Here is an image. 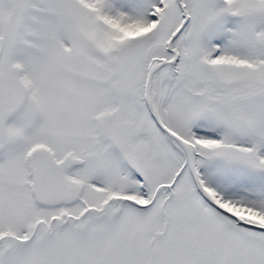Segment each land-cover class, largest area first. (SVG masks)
I'll return each mask as SVG.
<instances>
[{
  "label": "snow or ice",
  "instance_id": "1",
  "mask_svg": "<svg viewBox=\"0 0 264 264\" xmlns=\"http://www.w3.org/2000/svg\"><path fill=\"white\" fill-rule=\"evenodd\" d=\"M0 264H264V0H0Z\"/></svg>",
  "mask_w": 264,
  "mask_h": 264
}]
</instances>
